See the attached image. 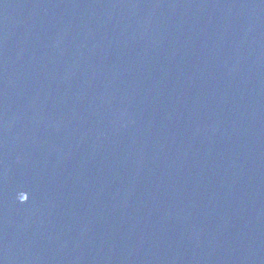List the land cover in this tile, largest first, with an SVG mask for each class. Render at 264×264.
<instances>
[{"label":"water","instance_id":"obj_1","mask_svg":"<svg viewBox=\"0 0 264 264\" xmlns=\"http://www.w3.org/2000/svg\"><path fill=\"white\" fill-rule=\"evenodd\" d=\"M0 264H264V0H0Z\"/></svg>","mask_w":264,"mask_h":264}]
</instances>
